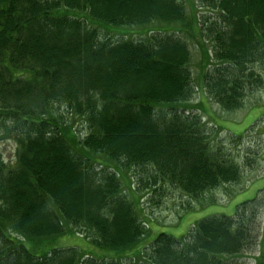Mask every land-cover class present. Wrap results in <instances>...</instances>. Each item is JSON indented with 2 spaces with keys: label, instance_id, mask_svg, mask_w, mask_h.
I'll return each mask as SVG.
<instances>
[{
  "label": "trees",
  "instance_id": "16d2710c",
  "mask_svg": "<svg viewBox=\"0 0 264 264\" xmlns=\"http://www.w3.org/2000/svg\"><path fill=\"white\" fill-rule=\"evenodd\" d=\"M152 24L213 43L212 59L200 45L202 81L222 109L262 87L264 0H0V143L16 146L14 163L0 153V264H238L252 244L262 189L232 216L150 239L137 194L192 203L241 176L189 113L179 27ZM129 27L141 32L111 37ZM69 118L83 121L81 139ZM67 236L84 249L58 248ZM258 252L264 264V237Z\"/></svg>",
  "mask_w": 264,
  "mask_h": 264
},
{
  "label": "rangeland",
  "instance_id": "374dc122",
  "mask_svg": "<svg viewBox=\"0 0 264 264\" xmlns=\"http://www.w3.org/2000/svg\"><path fill=\"white\" fill-rule=\"evenodd\" d=\"M204 11L200 8L198 10L197 17L200 20L202 19L200 13ZM186 12L190 14L189 6H186ZM151 27L169 32L177 30L179 26L173 25L167 28L166 25L152 24ZM138 32L141 31L136 27L117 29L112 31L111 37L116 38L117 36L114 35L125 33L129 35V33ZM177 33L175 35L187 43L191 56L188 69L192 77V93L188 98V105H192L195 109L189 113L200 117L201 123L205 125L204 133L209 144L238 163L241 176L236 183L220 185L216 189L205 192L197 202L192 203L186 196L169 193L159 206L154 207L152 204L145 205L146 200L142 195L144 192L137 194L136 196L141 200L145 223L152 226L150 239L159 232L179 238L185 235L195 222L209 215L232 216L237 205L252 198L258 189H262L263 193H258V196L261 195L259 196L260 203L257 204L252 223V244L244 249L237 259L238 264H255L254 259L259 255L258 247L264 237V83L259 89L247 93L240 108L230 111L222 109L208 98L202 81V51L207 50L212 59L213 43L207 37H199L193 32L181 29V26ZM256 69L264 80V65L257 66ZM256 118L257 120L254 121ZM69 120L74 125L77 137L81 139L85 132L83 121L79 118H69ZM0 153L5 162H15L16 146L12 141L0 143ZM95 158H100V156L95 155ZM133 174L124 175L127 180L123 179L122 183L127 186L128 181L129 187L131 185L133 188L132 184L137 183L136 173ZM124 191L129 196L127 187ZM187 208L190 210H186ZM78 236L82 238V235ZM56 245L58 248L74 245L79 249H84L83 244L74 236L60 238Z\"/></svg>",
  "mask_w": 264,
  "mask_h": 264
}]
</instances>
